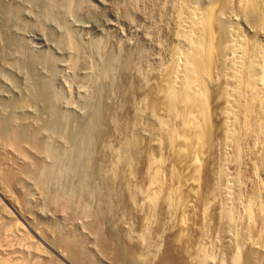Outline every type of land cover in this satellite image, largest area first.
Returning <instances> with one entry per match:
<instances>
[{"label":"rangeland","instance_id":"rangeland-1","mask_svg":"<svg viewBox=\"0 0 264 264\" xmlns=\"http://www.w3.org/2000/svg\"><path fill=\"white\" fill-rule=\"evenodd\" d=\"M47 1L0 0V264H199L201 245L208 264H233L238 245L240 264H264L255 244L258 205L249 214L240 206L228 226L235 202L221 185L218 86L209 89L208 141L196 168L188 163L192 147L155 139L158 118L166 116L160 88L177 43L176 0H69V14L62 8L68 0L50 10ZM190 1L215 5V27L226 32L230 16L218 12L220 0ZM232 18L263 50L264 33L238 12ZM67 26L78 54L63 43ZM75 55L81 62L71 69ZM91 62L112 72L98 80ZM263 111L241 166L234 158L226 166L241 179L245 202L255 189L264 192ZM126 138L132 162L113 174L114 149ZM46 145L66 158L61 177L49 174ZM159 155L163 186L151 205L141 193Z\"/></svg>","mask_w":264,"mask_h":264},{"label":"bare ground","instance_id":"bare-ground-1","mask_svg":"<svg viewBox=\"0 0 264 264\" xmlns=\"http://www.w3.org/2000/svg\"><path fill=\"white\" fill-rule=\"evenodd\" d=\"M220 1L222 2V5L219 4L221 10L218 9V12L224 11L227 13V16H230L227 18L228 29H226V32L223 33L222 36L218 34V30L215 27L214 16L216 9L213 7L215 5L208 3L205 7L199 8L198 6L191 4L193 2L190 0H176L175 2L177 43L173 49L171 60L167 66H165L164 74L162 76L163 81L160 88L162 97L161 102L164 105L166 116L161 117L162 119L158 118L160 132L155 136V139L161 141L162 138L166 137L171 148H177L179 144L183 148H188L189 146L192 147L193 154L191 155V161L189 160L190 162L188 163H190V167L196 168L200 161L199 152L208 141L206 126V119L208 118L206 116L208 115L207 112L210 100L209 89L212 85L218 86V91L221 94H219V98L222 97L224 99L219 109V124L221 131L219 148L222 153V162L221 166L219 165V168H221V171L223 172L221 185L223 184L226 192L225 194H227L229 201L232 200V202H235L231 204L235 209L231 208V205L227 203L229 207L233 209L228 211L226 215L228 226H232L234 223V216H236V212L239 211L238 208L240 206L246 207L249 214V211L254 208V205H256V209L258 205L257 211L261 215V225L260 230L257 233L258 241L254 240L258 243H254L258 244L257 246L262 247L261 250L264 252V192L260 191V189H255V191L252 192L251 197L247 195L248 200L245 202L244 193L241 187V179L238 178L234 171L232 172L226 169L228 162L232 158H234L237 166H241L247 138L250 135V139L253 131L255 132L254 126L258 125L256 122V119H258L257 115L261 113V110H264V49L262 50V45L260 46L257 40H252L245 36V33H242L240 28H238L233 22L234 20L232 16L234 12L242 14L246 18V21L248 20V22H250V24L248 23V26L252 23L256 26L257 30L264 33V0ZM70 3L69 0L65 6L63 3L64 7L62 6V8L65 12L69 11ZM46 4L45 7L47 6V10H50L53 9V7H56L58 2L55 0H48ZM65 12L62 15L65 16ZM62 40L65 46L70 48L73 53L78 54L80 49L79 45L76 43L71 28L69 29L68 26L65 28V35ZM217 53L219 55H217ZM85 55L89 58V55ZM71 57L74 59L72 58L70 60L69 66L74 68L76 67L77 61L81 62L79 61L80 57L78 56V58L76 55ZM72 67L71 69H73ZM89 67L92 73H95V77L98 80L103 76L107 77L112 72V68L97 71V67H95L93 62L89 63ZM258 107L261 109L259 108V110ZM139 109H141V107ZM263 116L261 115V118ZM173 118L175 120L177 119L178 126L173 124ZM260 122L261 121H259V123ZM239 126L242 127L243 130L242 136H240L241 133L240 135L237 134V129H240L238 128ZM240 130H238V133ZM260 131L261 130L259 129V133ZM262 132L264 134V130ZM89 141V136L86 134V136L83 137V142L84 144L87 143L86 145L89 146L88 144L91 143ZM131 143L130 138H126L121 146L114 149V159L110 170L113 174H115L122 162L125 164L127 163V165L131 164L132 160L128 156ZM46 146L47 147L44 146L46 149L45 152L50 154L53 158L52 165L47 168L50 171L49 174L52 175V173H54L56 174V177H61L65 170L62 160H65L66 158L61 156L63 154L60 155L58 154L59 152L57 153L54 149L49 148L48 145ZM181 147L179 148L181 149ZM80 155L83 157L86 154L85 152H81ZM245 155L246 154L244 153V156ZM162 157L163 156L159 155L151 158L148 186L141 193L143 201L151 205H154L163 186ZM190 167L188 176L191 175L190 172L192 171ZM238 169L241 172V169ZM219 174L221 175V172ZM194 176L195 175H192V177ZM48 177L51 176L49 175ZM56 179L58 181L60 178ZM187 181L190 183L197 180L196 178L190 179L189 177ZM234 204H236V207L233 206ZM89 207L88 204L83 205V212L87 213L88 210L90 211ZM206 210L207 204H204V211L206 212ZM250 214L252 213L250 212ZM250 242L253 243L252 239ZM201 246L199 264H208L211 255L206 247L203 245ZM240 248L241 247L238 245L236 250L234 249L235 252L232 255L233 257L231 256L233 264H240L241 262Z\"/></svg>","mask_w":264,"mask_h":264}]
</instances>
